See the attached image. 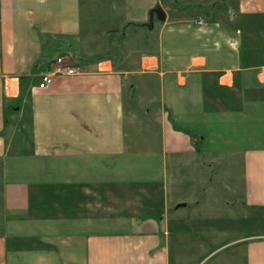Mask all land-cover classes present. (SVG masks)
Returning a JSON list of instances; mask_svg holds the SVG:
<instances>
[{"label": "crops", "instance_id": "crops-1", "mask_svg": "<svg viewBox=\"0 0 264 264\" xmlns=\"http://www.w3.org/2000/svg\"><path fill=\"white\" fill-rule=\"evenodd\" d=\"M179 2L0 0V264H264V65Z\"/></svg>", "mask_w": 264, "mask_h": 264}, {"label": "rangeland", "instance_id": "rangeland-1", "mask_svg": "<svg viewBox=\"0 0 264 264\" xmlns=\"http://www.w3.org/2000/svg\"><path fill=\"white\" fill-rule=\"evenodd\" d=\"M188 2V3H187ZM260 2V1H259ZM258 4L257 1H252V4ZM91 4L92 6H96L97 3H88ZM179 5H191L193 7L201 8L204 6L206 8V11L208 15H211V17H208V20H214V21H219L222 23H226L229 26H232L234 28L242 29V27L245 28L247 31L246 37H247V42L246 44L248 47L251 49V54L246 55V58H250L251 62H261L262 65H264V17H247L245 18L244 22H241L239 20V17L237 16L236 13L231 12V8L235 9V4L232 1H223V0H181V2L178 3ZM169 5L170 9L174 11L176 8L179 7L177 4L175 5L174 3H167ZM170 9L166 8V10ZM181 9V8H180ZM237 9V7H236ZM179 10V8L177 9ZM171 12V11H170ZM186 13V12H185ZM211 18V19H210ZM156 19V18H155ZM192 21H194L193 18H191ZM196 20V19H195ZM205 20V18H203ZM257 45L260 46L259 49H257ZM71 62V61H70ZM73 67V66H72ZM75 69V68H74ZM76 74V73H75ZM29 84V81H23L22 85L27 86ZM251 100V99H250ZM16 105V104H15ZM11 113L10 116H16L17 113ZM9 121V123H11ZM16 123H18V120H16ZM139 124V122H138ZM19 127H16V125H13V129L16 132ZM17 133V132H16ZM24 134V133H23ZM21 134V135H23ZM220 167V166H219ZM219 167H214L213 173L214 175L217 174V170ZM222 196V195H219ZM215 197H217L215 195ZM213 210H219L217 206L213 205ZM258 212V211H257ZM254 215V216H253ZM251 216H253V220L256 221L258 220V213H252ZM186 230H183V233H189V227H186ZM235 228V227H231ZM252 226L250 223H247L244 227L245 230L249 231ZM255 232V231H254ZM257 232V231H256ZM186 244H189V242H186ZM204 248V249H203ZM215 245L212 244V242L207 244L206 242H203V245H201L199 248L195 250V254H193L192 257H183L182 258V263L181 264H222L227 257V254H222L216 252L210 257H206L207 254L214 249H216ZM226 248V247H224ZM220 248V249H224ZM218 249V248H217ZM230 248V252H231ZM197 251V252H196ZM195 255V256H194ZM231 262H233L231 258ZM236 264H241L242 263V257H238L234 259V262Z\"/></svg>", "mask_w": 264, "mask_h": 264}, {"label": "built area", "instance_id": "built-area-1", "mask_svg": "<svg viewBox=\"0 0 264 264\" xmlns=\"http://www.w3.org/2000/svg\"><path fill=\"white\" fill-rule=\"evenodd\" d=\"M75 73L76 69L72 67L70 60L65 57H59L53 62L50 69L41 75L37 88L40 90L48 89L55 77L71 76Z\"/></svg>", "mask_w": 264, "mask_h": 264}, {"label": "water", "instance_id": "water-1", "mask_svg": "<svg viewBox=\"0 0 264 264\" xmlns=\"http://www.w3.org/2000/svg\"><path fill=\"white\" fill-rule=\"evenodd\" d=\"M154 15H156L157 18H159L161 20H164V18H165L162 9H160V8L154 9L150 12V17H149V24L150 25L152 24V20H153Z\"/></svg>", "mask_w": 264, "mask_h": 264}]
</instances>
